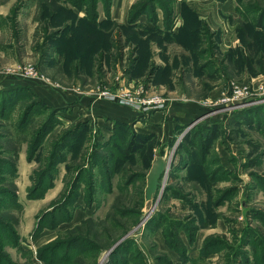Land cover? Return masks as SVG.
<instances>
[{
    "label": "rangeland",
    "instance_id": "1",
    "mask_svg": "<svg viewBox=\"0 0 264 264\" xmlns=\"http://www.w3.org/2000/svg\"><path fill=\"white\" fill-rule=\"evenodd\" d=\"M0 190V264H264V0H0Z\"/></svg>",
    "mask_w": 264,
    "mask_h": 264
},
{
    "label": "crops",
    "instance_id": "2",
    "mask_svg": "<svg viewBox=\"0 0 264 264\" xmlns=\"http://www.w3.org/2000/svg\"><path fill=\"white\" fill-rule=\"evenodd\" d=\"M50 99L52 100V102H56L58 103L60 101V97H56L53 94H50ZM109 104V103H108ZM111 105V104H110ZM107 106V105H103L102 102H96V104L94 105V108L92 110V113L95 116H98V114H104V113H109L110 115L114 116L115 118L121 119V120H127L129 122H131V120L133 119V117H135L136 113L130 109L127 108H121V107H117L115 105H111V106ZM109 111V112H108ZM180 111V110H179ZM182 111V110H181ZM181 113V112H180ZM159 114H156L155 116H157ZM139 124V122L134 123L135 124ZM166 127H161L160 131H156L158 134H160L163 130H165ZM142 132V130H139ZM151 131H155V130H151ZM169 138H171V134H165L164 135V143L166 142V140H168Z\"/></svg>",
    "mask_w": 264,
    "mask_h": 264
},
{
    "label": "water",
    "instance_id": "3",
    "mask_svg": "<svg viewBox=\"0 0 264 264\" xmlns=\"http://www.w3.org/2000/svg\"><path fill=\"white\" fill-rule=\"evenodd\" d=\"M166 170L164 160L158 157L152 164L150 172L147 176V187L145 190V197L147 200H151L153 195L159 188V180L163 176ZM149 215V214H148ZM147 215V216H148ZM144 217H141V222L144 220Z\"/></svg>",
    "mask_w": 264,
    "mask_h": 264
},
{
    "label": "built area",
    "instance_id": "4",
    "mask_svg": "<svg viewBox=\"0 0 264 264\" xmlns=\"http://www.w3.org/2000/svg\"><path fill=\"white\" fill-rule=\"evenodd\" d=\"M99 96H101V98L103 97L104 99H108L110 101L119 100L121 103H123V101L121 99H119L118 97L116 98V97L110 96L109 94L104 93V92L102 94H100ZM130 100L131 99H129L128 102ZM158 102H160V100H158V99H154L153 101H150V102L144 101L142 104H140V106H136V107L139 109V111H141L143 113V112H147L151 109L161 108L162 106Z\"/></svg>",
    "mask_w": 264,
    "mask_h": 264
},
{
    "label": "trees",
    "instance_id": "5",
    "mask_svg": "<svg viewBox=\"0 0 264 264\" xmlns=\"http://www.w3.org/2000/svg\"><path fill=\"white\" fill-rule=\"evenodd\" d=\"M95 5L94 4H91V9L90 10H88V16H90V17H94V16H96V13H95ZM143 10V9H142ZM141 10V11H142ZM140 11V12H141ZM91 12V13H90ZM140 12H138V14L140 13ZM137 14V15H138ZM7 104H8V102H7ZM133 135H135V134H133ZM138 138H140V140H141V136L139 135V137ZM134 139V138H133ZM132 138H130L129 140H127V146H126V148H127V151H129L132 147H133V145L135 144V142H134V140H133ZM97 158H98V156H96ZM3 192V190H0V193H2ZM3 194L5 195V192H3Z\"/></svg>",
    "mask_w": 264,
    "mask_h": 264
}]
</instances>
